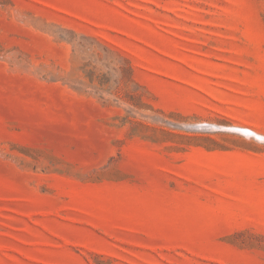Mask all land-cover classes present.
<instances>
[{"label":"rangeland","instance_id":"374dc122","mask_svg":"<svg viewBox=\"0 0 264 264\" xmlns=\"http://www.w3.org/2000/svg\"><path fill=\"white\" fill-rule=\"evenodd\" d=\"M229 127L264 135V0H0V264H264Z\"/></svg>","mask_w":264,"mask_h":264},{"label":"bare ground","instance_id":"6f19581e","mask_svg":"<svg viewBox=\"0 0 264 264\" xmlns=\"http://www.w3.org/2000/svg\"><path fill=\"white\" fill-rule=\"evenodd\" d=\"M227 129H230V130H232V131H240V132H242V133H244V134H246V135H248V136L257 137V138H261V139L264 140V135H262V134H260V133H258V132H256V131H253V130H251V129L247 130V129H245L244 127H243V128H242V127H229V128H227ZM250 130H251V131H250ZM259 135H261V136H263V137H260Z\"/></svg>","mask_w":264,"mask_h":264}]
</instances>
